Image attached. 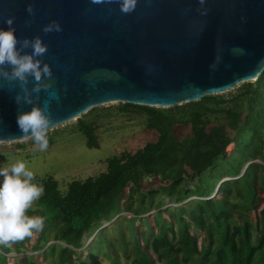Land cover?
<instances>
[{"label": "trees", "instance_id": "16d2710c", "mask_svg": "<svg viewBox=\"0 0 264 264\" xmlns=\"http://www.w3.org/2000/svg\"><path fill=\"white\" fill-rule=\"evenodd\" d=\"M119 109L142 116L156 139L108 155L102 170L64 188L34 175L44 192L26 214L41 217L43 231L0 246V264H264V70L227 93ZM96 111L72 127L88 147L95 119L112 112ZM176 125L189 134L175 135Z\"/></svg>", "mask_w": 264, "mask_h": 264}, {"label": "water", "instance_id": "95a60500", "mask_svg": "<svg viewBox=\"0 0 264 264\" xmlns=\"http://www.w3.org/2000/svg\"><path fill=\"white\" fill-rule=\"evenodd\" d=\"M124 6L0 0V28L14 17L18 39L39 35L47 45L40 59L51 67L55 98L42 91L37 103L50 99L49 130L109 103L168 108L196 101L264 70V0H132L126 13ZM52 21L63 30L45 34ZM18 91L0 81V143L26 139L17 117L32 105H18Z\"/></svg>", "mask_w": 264, "mask_h": 264}, {"label": "clouds", "instance_id": "9594fccd", "mask_svg": "<svg viewBox=\"0 0 264 264\" xmlns=\"http://www.w3.org/2000/svg\"><path fill=\"white\" fill-rule=\"evenodd\" d=\"M93 4L104 0H91ZM132 0H124L123 12H128ZM203 3V0H201ZM26 11L34 15V8L28 5ZM6 29L0 28V81H7L9 90L18 87L15 96L18 105L21 102L32 105L28 112H19L17 124L22 132L21 138H30L39 151H46L49 145L48 130L51 124L50 99L55 98L50 82L52 70L49 64L40 58L47 53V45L37 35L33 38L18 39L15 35L14 17H8ZM28 23H31L30 21ZM45 34L61 32L63 29L57 21L43 27ZM31 49V52L25 51ZM31 78V80H30ZM32 87L29 88V84ZM49 93V100L40 106L39 94ZM35 94V96L33 95ZM30 133V134H29ZM0 246L11 248L13 244L32 237L34 232H41L44 220L41 217H30L26 213L44 192L43 185L33 183L35 176L23 161L11 166L0 167Z\"/></svg>", "mask_w": 264, "mask_h": 264}, {"label": "rangeland", "instance_id": "374dc122", "mask_svg": "<svg viewBox=\"0 0 264 264\" xmlns=\"http://www.w3.org/2000/svg\"><path fill=\"white\" fill-rule=\"evenodd\" d=\"M120 105L121 103H109L95 107L99 112L112 111L104 117L95 119L96 147H88L80 133L72 130L76 120H71L48 130L49 145L43 152L35 148L30 138L0 143V167L23 161L34 175L52 174L64 188L65 183L72 178H82L102 170L105 166L104 159L108 155L123 149L134 150L145 142L156 139L155 130L145 126L142 116L122 112L119 109ZM189 132V126L176 125L174 128L177 136L182 137ZM232 147L233 145L229 146L228 151ZM2 180L3 177H0V182ZM156 184L157 181L154 180L143 184V187L148 188ZM163 199L167 201V205H172L167 198ZM36 207L37 201L30 209ZM108 224L105 223L103 226ZM87 240L86 237L83 239V241ZM27 253L28 250H23L22 253H10L11 263L12 260L23 257ZM100 260L101 264H110L105 258L100 257Z\"/></svg>", "mask_w": 264, "mask_h": 264}]
</instances>
